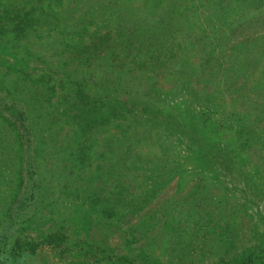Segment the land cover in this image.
Instances as JSON below:
<instances>
[{"label": "rangeland", "instance_id": "obj_1", "mask_svg": "<svg viewBox=\"0 0 264 264\" xmlns=\"http://www.w3.org/2000/svg\"><path fill=\"white\" fill-rule=\"evenodd\" d=\"M83 3L84 0H0V13L13 8L20 15L26 10L34 12L36 19L29 26L27 37L19 35L17 38L18 43L28 45L30 50L22 48L19 53L24 55L23 64L27 66L26 73L31 79L41 73L51 78L39 85L44 92L37 95L33 93L36 90L34 87L26 86L28 96L31 95L32 99L29 106L34 109L30 115L25 114L26 120L36 121L43 132V138L48 141L44 153L42 152L46 160L45 172L40 171L39 166H29V175L42 186L44 198L36 205L37 220H34L35 217L29 220L27 215L26 221L23 217L6 220L5 216L8 215L0 211V244L4 240L2 233H9L6 234L9 247L13 242L11 234L17 232L22 241L34 245L31 251L23 246L14 260L17 264H140V259L146 255L140 248L150 256L161 259L164 264H179L180 255L186 264H212L232 257L244 245L242 242L250 241L252 233L258 238L261 237L260 233H264V198L258 194L261 191L259 187H245L244 190L248 193L243 194V186L234 188V184L228 180L229 176L224 179L223 173L219 172L222 166L218 165V161L214 166L209 163L195 164L196 150H190L194 157L189 154L183 157L184 160L177 157L179 147L168 148L164 151L166 156L160 155L162 149L153 144L151 138L162 127L161 124L151 126L149 122L135 120L120 122L119 117L110 115L108 121H104L99 128L95 125L89 128L88 133L95 131V140L92 145L83 147V153H80L77 145H72L74 136L79 137L81 146L88 143L89 138L82 132L74 131L79 128L76 123L65 124L51 118L49 111L56 105L61 94V89L55 83L52 90L48 89L53 78L47 72L53 73L56 82L61 76V56L54 52L51 41L55 37L61 41L63 11L71 13L70 20L74 22L77 10L83 8ZM124 3L139 15L148 9L155 13L161 12V6L170 5L168 0H148L144 3L142 0H131ZM176 3L179 4L176 6L182 5L181 0H176ZM219 3L218 0L189 2L188 7L194 4L191 5L193 10L186 12L187 19L183 21V26L190 29L192 43L182 47L181 54L168 58V68L155 66L156 72L150 74L147 71V74L154 75L153 80L157 85L168 88L177 84L178 68L175 63L200 65L198 62L207 51V43L213 42L212 58L216 59L211 60L212 66L206 67L199 74L193 73L199 72V67L189 70L190 84L196 87L203 101H206L196 100L195 112L197 117L206 113L204 116L209 137L232 146L236 145V137L241 129H250L255 137L259 134L256 129L264 127V113L261 111L264 101V7L261 8L260 15L257 16L255 12L254 15L251 14L252 18L243 20L240 16L243 15L244 4L237 0H223L221 5ZM223 5L227 7L224 8ZM220 7L225 10H219ZM45 17L52 20L55 26L51 23L47 25ZM171 22L175 25L182 21L175 18ZM204 25H207L206 28L200 30ZM196 28L200 31H195ZM197 37L199 38L196 39ZM51 59L54 62L46 63ZM7 60L8 63L12 62L15 57L9 54ZM121 68L128 70L126 67ZM116 70L118 67L110 65L105 56L96 60L87 73L98 75L111 86ZM131 72L134 74L130 81L131 89L142 92L148 86L145 76L137 68H132ZM103 87V91L109 90L108 86ZM210 96L209 102L206 97ZM105 110H102L103 116ZM15 125L20 126L18 122ZM121 127L130 128L127 131L128 137L124 135L119 138L120 144L114 143V150L105 149L103 137L110 130L120 132ZM134 128L141 130L140 136ZM171 138L174 140L176 134H169V139ZM24 147L28 148L27 152L32 158L34 143L30 141ZM245 147L242 155L248 152V160L242 158V161L246 170L257 167L264 174V148H255L250 142ZM181 148H185L184 145ZM158 155L161 160L164 159V164L155 168ZM148 159L152 160L147 161ZM100 164L113 167H109L112 169L107 172L100 169ZM152 166L154 167L151 168ZM68 169H72L76 176L78 174V181L84 184V189L81 188L76 194L64 184V174ZM156 176L160 179L156 181L161 183L158 186L154 181ZM117 182L129 185L120 201L114 203L110 199L108 202L114 205L113 209L118 216H106L103 213L101 220H98V215L101 214L90 211L91 201L101 204L105 198L104 191L99 190L107 191V187H113ZM91 184L95 189H85V186ZM154 186L155 193L135 206L131 194ZM22 190L23 187L20 194ZM32 199L34 198H26L25 202L31 204ZM13 215L14 211L10 217ZM28 221L32 222L31 225ZM139 221L146 222V226L132 230L130 225ZM224 222L229 226H225ZM227 227L233 232V241L230 243L225 242ZM220 228L224 234H221ZM129 229L130 232L134 231V235L128 232ZM48 232L55 238L49 240L50 236L46 235ZM246 235L247 238L244 237ZM124 255L128 257L124 258Z\"/></svg>", "mask_w": 264, "mask_h": 264}, {"label": "trees", "instance_id": "obj_2", "mask_svg": "<svg viewBox=\"0 0 264 264\" xmlns=\"http://www.w3.org/2000/svg\"><path fill=\"white\" fill-rule=\"evenodd\" d=\"M124 1L129 2L131 0H84L83 8L80 7L77 10L78 13H76L74 22L70 20L72 18L71 13L66 10L63 11L64 15H61V41L58 40V37L51 41L52 49L61 56V76L58 77V82L54 80L52 72H47L53 78L48 89L52 90L54 83L61 89L60 98L56 100V105H53L49 111L51 118L65 124L76 123L79 128H75L74 131L82 132L85 137L89 138L88 143H83L81 146L79 137L74 136L72 145H77L76 148L80 153H83V147L92 145L95 140V131L88 133L89 128L92 125L99 128L104 121H108L110 115L119 117L120 122L135 120L143 123L149 122L151 126L161 124L162 127L158 128L154 138H151L153 144L162 149L160 155L166 156L164 151L168 148L179 147L177 157L184 160L183 157L189 154H193L194 157V153L190 150H196L195 164L203 165L204 163L206 165L209 163L210 166H214V163L218 161V165L222 166L219 168V172L223 173L225 180L226 176H229L228 180L235 185L232 187L243 186L241 187L243 194L247 192L244 190L245 187L249 189L250 187H259L261 191L259 190L258 194L264 198L263 170L257 167L246 170V165L242 161V158L248 160V152L242 155L248 142L253 144L255 148H264V127L256 129V133L259 134L255 137H253L250 129H241V133L236 137V145L231 146L229 143L216 142L209 137L206 130V113L199 114L197 117L195 112L197 108L195 101H203V98L199 95L196 87L190 84L191 74L189 70L199 67L201 69L199 72L192 71L199 74L206 67L212 66L211 60L216 59L212 58L213 42L207 43V51L198 62L200 65L175 63L178 68L177 84H172L168 88L157 85L156 81L153 80L154 75L148 76L147 74V71L154 74L157 70L156 67L168 68L169 64L166 63L168 58L181 54L182 47L192 43V33L190 29L183 26V21L187 19L186 12L188 10L191 12L193 10L191 5L195 3L190 4L189 7L187 4L195 0H181V6H176L179 5L176 0H168L170 5L161 6V12L155 13L148 9L147 12H140V15ZM144 1L148 0H142V3ZM218 1L220 2L219 5L223 3V0ZM237 2L244 4L243 17L240 16L243 20L252 18L255 12H257V16L260 15L262 13L261 8L264 7V0H237ZM146 4L148 3L146 2ZM223 7L226 8L227 6L223 5ZM223 7H220L219 10L224 11ZM14 18L16 19L11 23L10 21ZM175 18L182 22L174 25L171 20ZM35 19L32 10L23 11L22 15L17 13L15 8L0 13V211L8 215L5 216L6 220H18V218L23 217L26 221L25 215L29 217V220L33 219L38 213L36 205L40 204L44 198V192L41 191L42 186L29 175V166H39V170L45 172L47 167L43 153L48 141L43 138V132L40 131L36 121L28 122L26 120L25 114L30 115L34 112V109L29 106L32 99L31 95L28 96L29 92H27L26 86L34 87L36 90L33 93L37 95L44 92L43 87L40 88L39 85H43L45 79L51 78L44 73L38 74L34 79L30 78L29 74L26 73L27 66L23 64L24 55L19 53L22 48V50H30V48L28 45L22 46L17 42L19 35L27 37L29 26ZM44 20L47 25L51 23L55 26V23L49 18L45 17ZM206 26L204 25L200 30L205 29ZM200 30L199 28L195 29V31ZM16 45L20 48L16 49ZM9 54L11 57H15V60L8 63ZM105 56L110 65L118 67V70L114 71V83L111 86L106 84L98 75L87 73L92 69L96 60ZM52 62H54L53 59L46 61L48 64ZM121 67H126L128 70H123ZM132 68L140 69V74L145 76L144 79L148 83L142 92H134L130 87V81L134 76L131 72ZM103 86H108L109 90L103 91L102 89L105 88ZM48 89L46 88V91ZM199 91L201 92L200 89ZM123 94L127 96L123 97ZM206 98L209 102L211 101V96ZM20 102L21 106H19ZM104 108L106 110L103 116L102 110ZM261 111L264 113V101L261 104ZM18 115L19 118H16ZM16 122L20 126L15 125ZM37 127H39L38 131ZM128 130H130L128 127H121L120 132L119 130H110L103 137L104 148L114 150L113 144H120L119 138L124 135L128 137ZM134 130L140 136L141 130L135 128ZM145 132L152 134L148 131ZM169 134H176V138L174 140L169 139ZM255 138L260 140H255ZM30 141L34 143L32 158L27 152L28 148L24 147ZM181 145H184L185 148H181ZM69 150L71 153V148ZM160 155L155 161V168L164 164V159L161 160ZM151 160L148 159L147 161ZM110 162L114 166L112 159ZM100 166H102L100 169L107 172L112 169L109 167H113L102 164ZM64 177V184L72 193L76 194L81 188L84 189V184L78 181L80 180L79 175L76 176L72 169L66 170ZM156 177L154 181L155 185L158 186L161 183L156 181L160 180ZM113 185V187H107V191L98 189L104 191L105 199L101 204L91 201L90 211L94 210L97 214H101L98 215V220H101L103 213L106 216L112 215L114 217V214L117 215L114 205L108 204V202L110 199V202L113 201L114 203L120 201L129 187L128 184H120L119 182L117 185ZM156 186L146 188L138 193H132L131 200L135 206L139 202L142 204L146 198L153 195ZM22 187L23 190L20 194ZM85 189L95 188L91 184L85 186ZM88 194L90 193L88 192ZM26 198L34 199H32L31 204H27ZM13 211L15 215L10 217ZM129 211L134 213L133 210ZM124 215L122 214V216ZM34 220L37 218L35 217ZM31 223L28 221V224L31 225ZM110 223L108 222V224ZM223 224L229 226L225 222ZM143 225L146 226V222L139 221L132 223L130 227L132 230H136ZM219 231L221 234L225 233L222 228ZM128 232L134 235V231L130 232L129 229ZM227 233L225 234L226 241H224L230 243L233 241V232L228 227ZM6 234L9 235V233H2L4 240L0 244V264H8L9 262L17 264L14 263V260L19 256L23 246H27V249L29 248L31 251L34 249V245L22 241L16 232L11 234L13 242L8 247ZM241 234L238 235L239 239ZM46 235L50 236L49 240L55 238L51 232ZM254 235L251 234L249 242L240 240L244 245L240 246L235 255L219 260L218 263L212 262V264H264V233H260V238ZM244 237L247 238L248 236ZM140 249L146 254H143L140 264H164L161 259L150 256L148 252ZM175 252L180 254L179 251ZM125 257L128 256L124 255ZM178 259L180 260L179 264H186L181 255L178 256Z\"/></svg>", "mask_w": 264, "mask_h": 264}]
</instances>
